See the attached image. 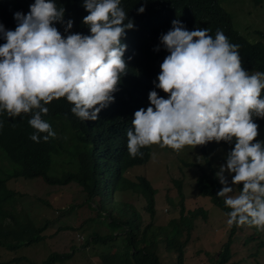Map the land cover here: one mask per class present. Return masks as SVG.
Wrapping results in <instances>:
<instances>
[{
    "label": "clouds",
    "instance_id": "9594fccd",
    "mask_svg": "<svg viewBox=\"0 0 264 264\" xmlns=\"http://www.w3.org/2000/svg\"><path fill=\"white\" fill-rule=\"evenodd\" d=\"M26 2L0 0V132L29 113L28 123L34 129L30 139L36 143L55 138L46 118L49 111L62 117L75 115L81 121L112 120L107 111L134 70V58L125 52L135 25L121 0H85L88 15L83 23L90 35L66 37L60 33L63 25L66 33L73 27L72 20L66 21L71 12L67 3L35 0L27 6ZM137 11L142 14L145 7ZM159 39L154 36L147 44L150 64L162 46L168 53L158 83L154 81V89L121 110L126 115L122 136L128 140L129 155L142 157L144 147L149 152L147 162L126 171L125 177L136 170L134 181L139 177L149 181L140 172L147 169L157 173L155 180L159 171L168 175L177 161L180 179H172L173 185L180 181L183 191L181 173L191 169L197 194L209 200L198 188L201 176H206L215 181L217 198L230 209L229 218L223 213L228 225L264 229V137L257 138L264 131L258 122L264 119V73L246 71L240 46L230 43L219 29L213 38L207 28L189 31L175 19ZM60 124L55 123L56 128ZM210 141L222 148L225 162L216 177L206 174L201 164L207 147L201 150L199 145ZM153 144L169 154L165 165L151 166L153 152L148 146ZM195 154L196 162L187 163V155ZM149 183L156 202L157 188ZM238 185H243L240 192ZM177 196L183 198L178 192Z\"/></svg>",
    "mask_w": 264,
    "mask_h": 264
},
{
    "label": "trees",
    "instance_id": "16d2710c",
    "mask_svg": "<svg viewBox=\"0 0 264 264\" xmlns=\"http://www.w3.org/2000/svg\"><path fill=\"white\" fill-rule=\"evenodd\" d=\"M253 1L256 5H261L264 0ZM34 2L35 0H27L26 5L30 6ZM84 2L85 0H55V3H67L71 8L66 21L72 20L73 27L66 33L64 24L60 31L62 36L66 37L71 33L90 35L89 27L83 23L84 17L88 15ZM121 6L135 25V30L129 36L130 48L125 52V55L134 58V70L121 87L115 104L107 111L112 120L107 123L81 121L75 115L62 117L49 111L46 118L53 127L55 138L48 139L47 142L41 139V142L36 143L30 139L34 129L28 123L31 118L29 113L22 121L14 120L10 125L13 128H3L0 132V149L5 158L0 157L1 248L13 251L40 243L51 245L56 235L67 231L71 234L78 230L63 222L58 223L54 230L50 219H46L43 226L35 225L23 209H18V193L7 187L10 180L30 181L41 178L49 186L73 184L80 189L83 203L98 214L94 218H86L92 227H79L84 233V236L81 234L79 246H70V251L65 253L53 251L41 263L35 264H63L75 258L79 251L88 252L100 264H166L160 257V247L171 258L169 264L186 263V247L194 221L202 218L201 216L205 220L207 212L196 209L183 215L184 205H180L178 217L170 219L165 225L156 226L155 192L149 181L143 177L131 181L124 175L129 169L146 163L149 152L144 147L140 149L142 157L133 158L129 155L128 140L122 136L125 128L123 119L126 115L121 110L125 106L130 107L145 91L154 89V81L158 83L156 78L161 71L160 65L168 53L162 46L159 55L150 64L147 44L154 36L160 41V36L171 29L173 20L179 19L189 31L207 28L213 38L217 30H221L230 43L240 46L238 51L242 67L249 73H264V32L256 31L255 41L245 39L234 28L229 14L219 0H121ZM142 6L145 11L138 14L137 10ZM57 122L62 123L59 129L55 126ZM258 122L264 129V119L260 118ZM40 135L42 137L43 133ZM213 143L217 142L210 141L199 147L203 150ZM56 165L62 167V170L57 171ZM186 166L193 168L195 164ZM201 178L203 181L198 185L199 194L208 197L226 215L230 209L221 198H217L215 181L206 176ZM174 185L182 195V183L174 181ZM242 187L243 185H238V192ZM124 195L141 196L145 200L144 208L149 215V224L143 226L136 207L122 200ZM48 205L57 215L72 213L76 208L62 211L59 208L56 210L50 202ZM167 207L173 209L171 200H168ZM100 228L107 229V232L99 233ZM236 232L237 225H231L229 237L221 246L214 264H228L232 259V236ZM254 233L257 234L258 231ZM91 247H100L101 250L94 252Z\"/></svg>",
    "mask_w": 264,
    "mask_h": 264
},
{
    "label": "rangeland",
    "instance_id": "374dc122",
    "mask_svg": "<svg viewBox=\"0 0 264 264\" xmlns=\"http://www.w3.org/2000/svg\"><path fill=\"white\" fill-rule=\"evenodd\" d=\"M223 9L229 14L234 28L238 33L249 41H255L256 31L264 32V1L261 5H256L251 0H219ZM264 137V131L258 132L257 138ZM153 152V164L158 165L164 163L165 159L169 158V154H162L159 151L160 145L153 144L148 146ZM213 148L215 150H213ZM222 148L218 147L217 143L207 146L205 160H201L203 170L210 176H215L219 171L220 165L225 164L222 153ZM221 150V151H220ZM198 155V154H197ZM197 155H187L186 162H196ZM0 157L4 158V153L0 149ZM60 162V161H59ZM165 165V163H164ZM57 171L62 170L59 165L55 166ZM181 167L177 161L174 162L173 169L164 175L163 171H159L156 179L147 169H142L140 172L144 174L148 180L157 188L154 224L156 226L165 225L167 222L178 217L180 205H184L183 215L189 211L202 209L207 212L206 219L197 218L194 221V226L191 231L190 240L186 247V263L185 264H214L220 252L221 246L229 237L230 225L227 223V218L223 212L217 208L207 198L199 197L195 186L196 174L187 169L181 173L183 179V198L177 196L176 188L172 183V179H180L178 177ZM138 172L132 171L127 173V177L134 181L137 178ZM231 183V177H228ZM218 180V179H217ZM219 182V180H218ZM221 185V184H220ZM7 187L18 193L17 200L19 201L18 209H23L34 222L35 225L43 226L46 219L51 220L54 230L57 229L58 223H65L72 229H78L76 232L67 231L65 234H58L53 239V244L40 243L32 246L21 247L10 251L0 247V264H35L41 263L51 252L65 253L70 251V246H79L83 230H79L82 225L91 226L87 217L94 218L96 213L83 203L82 193L75 185H67L63 187L49 186L41 178L34 180H10ZM222 187V186H221ZM233 195H237L236 188ZM123 201L132 204L136 207L138 214L141 216L143 226L149 224V215L145 210V200L142 197H129L124 195ZM168 200L173 202V209L167 207ZM51 203L56 210L65 211L72 207H76L74 211L65 212L62 215L53 213V209L49 208L48 203ZM83 204V205H80ZM71 206V207H70ZM78 206V207H77ZM56 212V211H55ZM53 213V214H52ZM49 217V215H51ZM57 220V222H55ZM49 221V220H48ZM86 222V224H84ZM89 230L86 229V232ZM99 233L107 232V229H98ZM258 231L257 234L254 232ZM234 240L232 245V259L228 264H264V229H253L251 226H237V232L232 236ZM81 248H78L80 250ZM92 251L100 252V247H91ZM162 261L169 264L170 257L162 252V247L159 248ZM205 253L208 255L206 256ZM211 258V259H209ZM63 264H100L99 261L85 251H79L75 258Z\"/></svg>",
    "mask_w": 264,
    "mask_h": 264
}]
</instances>
